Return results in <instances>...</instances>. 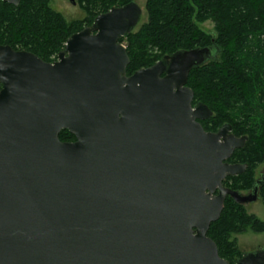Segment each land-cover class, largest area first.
<instances>
[{
    "label": "water",
    "instance_id": "95a60500",
    "mask_svg": "<svg viewBox=\"0 0 264 264\" xmlns=\"http://www.w3.org/2000/svg\"><path fill=\"white\" fill-rule=\"evenodd\" d=\"M18 6L22 0H3ZM132 1L74 33L54 62L0 44V264L234 263L208 236L246 164L228 160L248 137L206 131L190 72L215 44L181 50L127 75L120 39L139 25ZM75 141H61L62 130Z\"/></svg>",
    "mask_w": 264,
    "mask_h": 264
},
{
    "label": "trees",
    "instance_id": "16d2710c",
    "mask_svg": "<svg viewBox=\"0 0 264 264\" xmlns=\"http://www.w3.org/2000/svg\"><path fill=\"white\" fill-rule=\"evenodd\" d=\"M78 1L87 16L68 22L52 8L51 0H22L18 6L0 0V44L54 62L74 33L92 25L100 14L135 0ZM146 11L148 21L120 39L130 57L127 75L181 50L218 46V58L193 69L187 85L195 94L193 104L202 102L213 112L200 121L206 131L216 132L228 123L236 136L248 137L245 146L228 160L247 168L227 177L224 185L251 191L254 169L264 162V0H147ZM210 19L215 35L200 28ZM59 137L65 142L76 139L67 129ZM259 194L264 205V184ZM248 228L264 232V222L248 215L242 204L228 196L208 236L220 256L234 263L243 253L233 236Z\"/></svg>",
    "mask_w": 264,
    "mask_h": 264
},
{
    "label": "rangeland",
    "instance_id": "374dc122",
    "mask_svg": "<svg viewBox=\"0 0 264 264\" xmlns=\"http://www.w3.org/2000/svg\"><path fill=\"white\" fill-rule=\"evenodd\" d=\"M135 1L143 9L142 19L135 29L137 31L143 23L148 21V14L146 11L147 0ZM50 4L56 11L61 12L68 22L83 20L87 16L86 11L80 6L78 0H51ZM200 28L208 34L215 35V23L211 19L201 23ZM254 174L256 180L260 179L261 175L264 174V162L254 169ZM242 193L247 195L250 193V190L243 191ZM243 206L248 215L264 222V205L260 198L255 202H250ZM233 238L237 240L238 247L242 253L264 249V232H255L251 228H248L242 233L235 234Z\"/></svg>",
    "mask_w": 264,
    "mask_h": 264
},
{
    "label": "flooded vegetation",
    "instance_id": "af4514ba",
    "mask_svg": "<svg viewBox=\"0 0 264 264\" xmlns=\"http://www.w3.org/2000/svg\"><path fill=\"white\" fill-rule=\"evenodd\" d=\"M263 178V175H261V177H260V179H258V180H256V181H259V180H261ZM251 192V191H250Z\"/></svg>",
    "mask_w": 264,
    "mask_h": 264
}]
</instances>
